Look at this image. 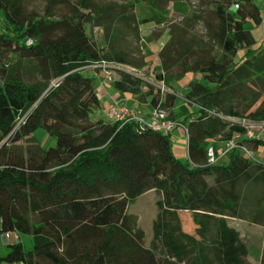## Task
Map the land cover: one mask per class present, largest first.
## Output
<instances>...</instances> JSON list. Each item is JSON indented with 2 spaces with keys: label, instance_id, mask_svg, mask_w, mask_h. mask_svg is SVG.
Instances as JSON below:
<instances>
[{
  "label": "trees",
  "instance_id": "16d2710c",
  "mask_svg": "<svg viewBox=\"0 0 264 264\" xmlns=\"http://www.w3.org/2000/svg\"><path fill=\"white\" fill-rule=\"evenodd\" d=\"M26 1L0 0L6 23L0 30V236L20 237L8 243L0 264H249L248 246L229 219L264 227V162L234 150L229 162L209 164L207 153L225 129L228 141L247 132L241 122L264 123V40L255 48L258 41L245 28L263 21L254 0L215 1L207 41L171 28L158 53L156 79L169 89L189 73L202 76L185 94L199 108L198 116L181 122L189 131L188 163L172 153L171 134L93 120L100 108L95 78L81 73L103 62L142 69L144 63L119 48L121 35L127 30L137 38L140 24L167 23V4L137 0L150 13L139 24L133 1L67 0L68 10L58 15L61 0H49L42 16L28 12ZM88 27L102 31L105 46ZM201 49L206 56L196 54ZM118 74L119 92L172 117L176 93ZM38 129L56 146L32 144ZM242 143L251 152L264 147L261 139ZM152 190L161 198L147 246L128 209ZM24 237L33 240L31 248Z\"/></svg>",
  "mask_w": 264,
  "mask_h": 264
},
{
  "label": "rangeland",
  "instance_id": "374dc122",
  "mask_svg": "<svg viewBox=\"0 0 264 264\" xmlns=\"http://www.w3.org/2000/svg\"><path fill=\"white\" fill-rule=\"evenodd\" d=\"M67 0H61L55 12L59 15L65 13L68 10L66 2ZM105 3L115 4V5H123V4H131L134 2V13L137 17V21L139 24L144 19L150 18V13L148 12L147 6L144 3L137 2V0H103ZM160 3H166L167 5V13L166 19L168 20L165 24H155L149 23L146 25L140 24L139 26V35L136 38L132 32L127 30H123L126 33H122L119 48L127 51L136 61L141 64L144 63V67L140 70L130 68L128 66H119L122 69H126L130 72H133L138 77L144 79L146 82L153 83L158 86L159 89L169 93H176V104L174 109L172 110L174 120L178 122H184L191 116H198V107L195 104H191L185 99V94L187 92V88L190 82L192 81H202L201 74L189 73L185 76L181 81H175L173 83V87L169 89L165 84L158 82L156 76L158 73L162 72L161 67V58L158 56L159 51L167 44L170 39L169 32L170 29L179 30L186 29L190 32L192 36H196L204 41H207V29L206 22L213 21V9L214 2L219 0H171L168 2L167 0H158ZM49 0H27L25 3V8L28 12H34L39 15H43L46 11V6L48 5ZM254 3L260 8L262 12V16L264 17V0H254ZM233 11H235L233 9ZM6 27V23L2 17H0V30H4ZM246 29L255 30L254 25L249 22L245 25ZM264 30V25H263ZM88 34L91 38L98 44V46H105L103 40V33L99 29L92 30L91 28H87ZM256 34V32H255ZM256 36L258 40L261 38V31L257 32ZM260 37V38H259ZM263 39L258 41L255 45V48H258ZM202 52H196V54L201 56H206L208 50L201 49ZM244 53V52H243ZM212 55L218 57L220 55V51L218 47L213 48ZM179 67L175 66L172 73H178ZM81 73L85 77L95 78L96 72L91 69H83ZM114 77H119L118 72L114 71ZM174 79V77H173ZM95 89L98 88L97 81H100L99 78H95ZM107 86V85H106ZM111 87V93H115L121 96L119 100H113L112 95H104L100 97L101 99V107L94 111L92 114L93 120L104 119L106 121L105 112L111 106L122 105L126 107H130L131 109L142 108L144 109L146 106L139 102V99L134 94L121 93L115 90L113 84L108 85ZM114 87V88H113ZM99 97V96H98ZM137 98V99H136ZM149 101V100H148ZM142 105V106H141ZM137 110V109H136ZM258 129V125H255ZM182 127H177L170 135V143L172 148V153L176 158H178L182 163H188V151H187V137ZM228 129V128H227ZM227 129L223 131L212 143L215 146L224 148L225 143L227 142L226 134ZM183 131V132H182ZM39 143L40 146L47 150L51 147L56 146V141L54 138L49 136L47 132L43 129H38L34 133V137L32 138V144ZM22 148H25L28 145V142L23 141L21 143ZM264 158V148L259 151L253 152V158L258 160L259 162H263L259 160L261 155ZM229 162L227 156L219 160V164H225ZM161 198L160 193L155 191H149L146 194L138 197L133 203L130 204L128 209V214L133 216L136 219L137 225L144 230L146 233V245L149 246L152 237H153V222L157 217L158 209L156 206V202ZM237 225L243 231V237L248 246V254L249 258L247 259L248 263L257 264L262 256V244L264 239V228H260L259 230L252 226V224H246L241 222H236ZM241 225V226H240ZM244 228V229H243ZM2 236H0V241ZM13 241V240H12ZM11 241V242H12ZM23 243L26 248H31L33 245V240L29 237L23 238ZM8 243L6 245H2L0 242V256H5L8 254Z\"/></svg>",
  "mask_w": 264,
  "mask_h": 264
},
{
  "label": "built area",
  "instance_id": "2783aa9c",
  "mask_svg": "<svg viewBox=\"0 0 264 264\" xmlns=\"http://www.w3.org/2000/svg\"><path fill=\"white\" fill-rule=\"evenodd\" d=\"M234 7L237 8L238 4H235ZM112 68L121 69V67H119L118 65L113 66L104 62L97 63L88 67V69L101 70V72L104 74L103 81L106 84H113L116 80V78L114 77V70H111ZM105 117L108 121L115 123L119 122L122 124H126L129 122H134L136 125V130L139 133L150 131L153 133L169 135L173 133L175 128L182 127L187 137V143L189 141V131L187 126L172 119L169 112L161 108L152 109L149 113L144 114L143 112L136 109H131L130 107L115 105L111 106V108L105 114ZM241 125L247 126V132L245 134H235L230 140L225 143L221 153H219L217 149L215 150L213 147L208 150L207 158L209 164H215L219 162L220 159L224 158L234 150H239L254 162H259L258 160L253 158V152H251L248 147L242 143V141L245 139H261L264 142V137H261L254 131L257 128L255 125H258L259 129L264 130V123L251 124L243 121L241 122ZM2 239L6 243H11L12 240V242L14 243L20 241V237L16 232L5 233L2 235Z\"/></svg>",
  "mask_w": 264,
  "mask_h": 264
},
{
  "label": "crops",
  "instance_id": "0c3cea01",
  "mask_svg": "<svg viewBox=\"0 0 264 264\" xmlns=\"http://www.w3.org/2000/svg\"><path fill=\"white\" fill-rule=\"evenodd\" d=\"M262 19H263V21H262V24H261V26H259L258 28H256L255 30H252V33H253V35H254V37H255V39L257 40V41H260L261 39H263V37H264V30H263V25H264V17L262 16ZM261 31V38L258 40V37L256 36V34H257V32H260ZM255 32H256V34H255ZM92 70V69H91ZM96 72V71H95ZM96 79H98L99 78V80L100 81H97V85H98V88L96 89V93L98 94V96H99V101H101V99H100V97H103L104 95H106V96H108V95H112V99L113 100H119V99H121V96L120 95H118V94H115V93H111L110 91H111V87H109L108 85H112V84H106L104 81H103V77H104V74L102 73V72H100V73H98V72H96ZM96 81V80H95ZM107 85V86H106ZM114 88V87H113ZM115 90H117L116 88H114ZM118 91V90H117ZM119 92V91H118ZM127 94H130V93H127ZM137 99V98H136ZM140 102V101H139ZM141 103V102H140ZM141 104H143V105H145L146 107L144 108V109H142V108H135V109H137V110H139V111H141V112H143L144 114H147V113H149L152 109H151V107H149V102L147 101V103H141ZM142 106V105H141ZM100 107H101V102H100ZM111 108V107H110ZM110 108H108V110L110 109ZM108 110L105 112V114L108 112ZM104 114V115H105ZM191 117H193V116H191ZM172 119H174V116L172 115ZM182 129V128H181ZM255 131V133H257V134H259L261 137H264V130H261V129H255L254 130ZM183 132V131H182ZM216 147V149H217V151L219 152V153H221L222 152V148L221 147H218V146H215ZM262 148H264L263 146H260L257 150L259 151L260 149H262ZM256 150V151H257ZM261 155V157H260V159L259 160H264V158L262 157V154H260ZM225 158V157H224ZM264 162V161H263ZM259 210L260 211H262V210H264V203H262V204H260V208H259ZM229 222H230V225L231 226H233V227H235L237 230H239V232H240V234H241V237L243 238V240H244V237H243V231H242V226H241V228L237 225V223L236 222H241V223H246V224H252V226L254 225V227L256 228V229H260V228H264L263 226H261V225H259V224H255L254 222H249V221H246V220H239V219H229ZM248 224V225H249ZM244 229V228H243ZM245 241V240H244ZM263 241V244H262V255H263V249H264V239L262 240ZM1 244L2 245H6V242L3 240V239H1ZM246 242V241H245ZM248 256H249V254H248ZM249 258V257H248ZM247 258V259H248ZM261 258H262V256H261ZM260 262H261V259H260V261L257 263V264H260ZM250 264V263H249ZM252 264V263H251Z\"/></svg>",
  "mask_w": 264,
  "mask_h": 264
},
{
  "label": "water",
  "instance_id": "95a60500",
  "mask_svg": "<svg viewBox=\"0 0 264 264\" xmlns=\"http://www.w3.org/2000/svg\"><path fill=\"white\" fill-rule=\"evenodd\" d=\"M111 70H114V71H123V72H128V73H131V74H133V75H135V76H137L136 74H134L133 72H130V71H128V70H126V69H120V68H118V69H115V68H112ZM4 144V143H3Z\"/></svg>",
  "mask_w": 264,
  "mask_h": 264
}]
</instances>
